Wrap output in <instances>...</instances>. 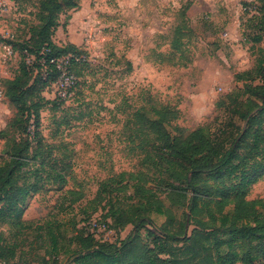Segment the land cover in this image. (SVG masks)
I'll list each match as a JSON object with an SVG mask.
<instances>
[{
    "label": "trees",
    "instance_id": "1",
    "mask_svg": "<svg viewBox=\"0 0 264 264\" xmlns=\"http://www.w3.org/2000/svg\"><path fill=\"white\" fill-rule=\"evenodd\" d=\"M255 1L259 3L258 15L252 17L255 26L251 29L264 33V0ZM79 6L80 0H40L37 23L23 40L12 41L22 65L12 78L3 81L6 97L17 113L0 131L6 153L0 158V223L37 232L39 250H43L42 258H37L39 264L264 263V198H248L252 186L264 177V63L259 62L251 70L234 74L243 86L219 98L216 107L220 113L211 124L190 131L177 125L170 129L180 112L169 104L150 109L142 106L127 116L131 143L139 139L141 163L148 170L117 176L118 183L129 176L133 202L127 208L109 204L102 217L110 220L116 232L131 226L128 237L99 242L84 228H76L71 238L75 248L69 249L61 241L65 232L56 218L36 226L23 221L28 198L46 185L62 187L68 182L70 166L53 155V146L44 142L37 124L31 134V122L37 123L41 103L47 99L43 93L58 75L43 61L83 53L72 43L59 45L53 39L61 16L70 19L68 13ZM187 11L181 8L182 20L169 42L173 66L192 63L189 44L193 29ZM257 35L253 46L262 40ZM86 63L73 62L77 81L71 91L78 86L80 67ZM42 71L48 72L46 77ZM47 100L57 106L66 101L58 97ZM128 183L119 191H125ZM108 184L102 181L89 202L102 204L111 192ZM67 194L73 196L72 203L82 200L76 190ZM152 213L166 216L165 224L157 226ZM17 246V242L0 246V264L16 262Z\"/></svg>",
    "mask_w": 264,
    "mask_h": 264
},
{
    "label": "rangeland",
    "instance_id": "2",
    "mask_svg": "<svg viewBox=\"0 0 264 264\" xmlns=\"http://www.w3.org/2000/svg\"><path fill=\"white\" fill-rule=\"evenodd\" d=\"M16 1L19 15L6 18L0 32L10 30L14 40H23L32 24L37 23L40 0ZM228 4L227 7L225 0H98L96 6L90 5L87 14L74 21V28H59L54 33L56 44H75L89 61L80 67L78 86L68 91L63 104L57 106L47 100L58 97L61 85H51L44 91L47 101L41 103L37 123L31 122V134L37 124L44 142L53 146V155L63 158L70 168L64 186L49 184L28 198L23 214L26 224L36 226L47 218H56L65 232L62 243L74 249L71 238L76 228H83L95 208L99 211L93 216H103L109 211V204L113 208H127L133 202L129 176L120 183L117 176L148 170L141 163L139 139L131 143V130L126 124L127 116L136 109L162 104L178 107L179 117L170 129L177 125L190 131L215 120L220 113L216 102L227 94L225 89L232 92L243 86L235 81L234 74L253 69L257 62L264 63V33L251 29L259 3L229 0ZM182 7L187 8L188 24L193 29L189 44L194 63L191 68L170 64L169 42L182 20ZM66 18L62 15L61 24L68 23ZM229 23H236L231 28H239L235 48L224 47L221 30L213 29L227 28ZM257 34L262 40L253 46ZM217 44L224 47L219 54ZM178 58L176 54L174 59ZM210 58L216 60L209 61ZM132 60L138 67L130 68ZM242 62L246 70H240ZM21 65L18 55L8 60L0 50V82L12 78ZM16 113L17 107L9 99L0 102V131ZM4 148L5 140L0 138V158L6 156ZM102 181L110 186L107 199L102 204L89 202ZM127 182V189L119 191ZM68 190L80 192L82 200L72 203ZM248 198H264V177L252 186ZM151 218L157 226L167 220L166 216L153 213ZM131 233L132 227L127 226L120 232L114 231L111 240L124 239ZM146 233L142 230L145 239ZM37 237L35 230L0 223V246L18 244L16 262L8 264H39L37 258H42L43 250H39Z\"/></svg>",
    "mask_w": 264,
    "mask_h": 264
},
{
    "label": "built area",
    "instance_id": "3",
    "mask_svg": "<svg viewBox=\"0 0 264 264\" xmlns=\"http://www.w3.org/2000/svg\"><path fill=\"white\" fill-rule=\"evenodd\" d=\"M254 9V8H253ZM12 14L19 15V6L16 0H0V25L1 23L11 16ZM15 35L7 30L6 33L0 32V50L2 51L5 59L11 60L15 58L18 53L13 46ZM31 61V58L28 59ZM89 61L84 53L80 54H66L61 57H51L43 63L53 66L57 71V79L52 85H61L58 97L65 99L77 81V76L72 69L73 62ZM51 71V70H50ZM48 72H44L46 77ZM5 86L0 82V102L5 100ZM109 219L104 220L102 216L96 215L91 217L83 226L87 234H91L99 242H114L111 240V234L115 231L111 228Z\"/></svg>",
    "mask_w": 264,
    "mask_h": 264
},
{
    "label": "crops",
    "instance_id": "4",
    "mask_svg": "<svg viewBox=\"0 0 264 264\" xmlns=\"http://www.w3.org/2000/svg\"><path fill=\"white\" fill-rule=\"evenodd\" d=\"M228 1L229 0H225V5L227 7L229 6ZM93 3H94V5L95 4L97 5L98 0H80V6H79V8L76 9V10H73V12H71V15L72 16L69 19L67 25L64 27L63 24H61L58 27V29L59 28H65V29L69 30L70 28H74L75 27L74 24H73L74 21L77 20L80 16H83V15L87 14L89 12V10H90V5L93 4ZM61 19H62V16H61ZM61 19H60V22H61ZM232 25L234 26V25H236V23L235 24H231V23L227 24V28H213L214 30H216V32L218 30H221V32L223 34V35L221 34V37L223 38V41H224V42H222V43H224V47L227 46V47L235 48L236 47L235 43H237L238 40H239V38H240L239 28H231ZM225 34L227 36H224ZM216 47L217 48L220 47V48L217 49V52H216L217 54H219V52H221V50L224 48L220 44L219 45L217 44ZM212 60H216V59H214V58H210L209 59V61H212ZM131 64H132V67L133 68L138 67V64L134 60L131 61ZM192 64L194 65V63H189L188 66H186L185 68H188V67L191 68ZM242 64L244 66H242V68L240 70H246L245 64L243 62H242ZM234 79H235V77H234ZM230 91H231L230 88L225 89V93H228ZM180 107H181V105H179V108Z\"/></svg>",
    "mask_w": 264,
    "mask_h": 264
}]
</instances>
